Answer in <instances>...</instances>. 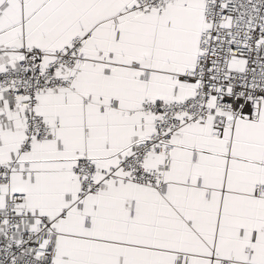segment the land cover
Listing matches in <instances>:
<instances>
[{
  "label": "snow or ice",
  "instance_id": "1",
  "mask_svg": "<svg viewBox=\"0 0 264 264\" xmlns=\"http://www.w3.org/2000/svg\"><path fill=\"white\" fill-rule=\"evenodd\" d=\"M0 264H264V0H0Z\"/></svg>",
  "mask_w": 264,
  "mask_h": 264
}]
</instances>
